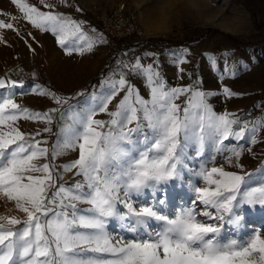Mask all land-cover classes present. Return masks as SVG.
I'll return each mask as SVG.
<instances>
[{
  "label": "snow or ice",
  "instance_id": "6c2138e0",
  "mask_svg": "<svg viewBox=\"0 0 264 264\" xmlns=\"http://www.w3.org/2000/svg\"><path fill=\"white\" fill-rule=\"evenodd\" d=\"M11 3L27 24L50 33L69 57L82 58L107 43L96 28L56 10L72 8L69 0ZM0 30L19 32L4 21ZM186 55V49L171 53L177 66L187 63ZM209 60L215 65L214 57ZM129 76L142 80L147 98ZM23 87L22 80L0 77V90H8L0 96V197L24 215H0V264H264V233L222 235L226 224L240 228L243 207H264V181L249 186L251 174L246 180L222 167H202L205 186H193L192 206L171 216L158 207L169 200V182L184 178L190 148L201 155L209 146L228 151L224 145L230 139L254 145L264 119L218 114L209 93L171 86L158 61L145 65L141 57L118 60L90 102L79 106L69 103L71 96L35 83L30 91L56 107H21L14 97L15 89ZM222 92L227 98L239 95L227 87ZM101 114L109 118L97 119ZM21 120L45 127L25 133L18 126ZM53 126L56 139L45 146L49 142L43 134L52 133ZM72 151H78L77 158L56 163ZM230 151L229 163L234 157L243 170L242 147ZM66 173H73L71 181H64ZM145 192L153 202L137 204ZM121 220L130 236L110 231V224Z\"/></svg>",
  "mask_w": 264,
  "mask_h": 264
},
{
  "label": "rangeland",
  "instance_id": "374dc122",
  "mask_svg": "<svg viewBox=\"0 0 264 264\" xmlns=\"http://www.w3.org/2000/svg\"><path fill=\"white\" fill-rule=\"evenodd\" d=\"M26 2L37 4V0ZM69 2L73 5L72 8L58 6L56 10L84 21L86 28H96L98 32L99 18L114 11L118 5L126 3L137 18L144 36L114 41L108 53L106 45L103 44L82 58L76 55L69 57L50 33L27 24L11 0H0V21L13 23L19 30L18 34L12 30H0L3 41L0 42V77L24 82L23 88L15 89L14 97L21 107L33 111H46L56 107L50 99L30 91L35 83L51 86L63 96H71L69 103L75 101L71 104L73 106L89 103L91 94L100 90L101 80L117 68L118 60L131 62L141 57L145 65L158 61L161 75L171 86H196L209 93V103L218 114L228 113L244 121L264 119V0ZM77 7L82 11L77 12ZM185 49L187 55L184 59L187 63L177 66L171 53H179ZM209 57L215 58V65L211 64ZM96 77L98 78L95 80ZM129 79L147 98L148 89L144 87L142 80L135 76H129ZM224 87L239 95L225 97L222 92ZM7 92L8 90H0V96L6 95ZM78 92H83V95L77 96ZM183 100L184 97H181L177 103H182ZM115 103L116 101H113V104L109 105L110 111ZM56 115L59 116V113ZM96 118L107 120L109 117L101 114ZM18 126L21 131L31 134L45 127L43 124L27 120L19 121ZM55 131L56 127L53 126L52 133L43 134L49 142L45 146H50L55 141ZM256 140L259 147L256 154L252 152L256 144H250L248 139L240 142L231 139L225 141L224 147H227L228 151H219L209 146L203 154L197 155L195 146L190 148L187 151L184 178L169 182V200L167 204L158 207H163L171 216L184 206H192L195 195L193 186H205L199 177L202 167H222L226 171L245 175L246 180L247 174H251L249 186L260 184L264 181V128L258 129ZM232 147L243 149L239 160L243 170L236 167L234 157L229 163ZM77 156L78 151H72L56 163L63 165ZM72 178L73 173L64 175V181H71ZM153 200L152 194L145 192L136 198V203L144 204ZM239 211L242 212L240 228L234 230L232 225L226 224L222 230L223 237H244L257 231L264 233V207L256 206L251 209L245 206ZM0 215L24 218L13 202L2 197ZM156 226L153 224V227ZM126 227L124 221H114L110 224V231L117 237L130 236L125 230Z\"/></svg>",
  "mask_w": 264,
  "mask_h": 264
},
{
  "label": "built area",
  "instance_id": "2783aa9c",
  "mask_svg": "<svg viewBox=\"0 0 264 264\" xmlns=\"http://www.w3.org/2000/svg\"><path fill=\"white\" fill-rule=\"evenodd\" d=\"M99 31L106 38L107 52H110L114 41L126 38H141L144 32L126 3L118 5L114 11L99 18Z\"/></svg>",
  "mask_w": 264,
  "mask_h": 264
},
{
  "label": "bare ground",
  "instance_id": "6f19581e",
  "mask_svg": "<svg viewBox=\"0 0 264 264\" xmlns=\"http://www.w3.org/2000/svg\"><path fill=\"white\" fill-rule=\"evenodd\" d=\"M257 151H259V147H258L257 144H256V146H254V149H253L252 152H254V153L256 154ZM243 161H245V160H243Z\"/></svg>",
  "mask_w": 264,
  "mask_h": 264
},
{
  "label": "trees",
  "instance_id": "16d2710c",
  "mask_svg": "<svg viewBox=\"0 0 264 264\" xmlns=\"http://www.w3.org/2000/svg\"><path fill=\"white\" fill-rule=\"evenodd\" d=\"M246 44H248V43H246ZM161 47H162V45H161ZM103 74H104V71H103ZM97 78H98V77H96L95 80H96ZM95 80H93V82H94ZM48 88H51V89H52L51 86H48ZM74 102H75V101H74ZM74 102H71V104L74 103Z\"/></svg>",
  "mask_w": 264,
  "mask_h": 264
},
{
  "label": "water",
  "instance_id": "95a60500",
  "mask_svg": "<svg viewBox=\"0 0 264 264\" xmlns=\"http://www.w3.org/2000/svg\"><path fill=\"white\" fill-rule=\"evenodd\" d=\"M1 77H4V76H1Z\"/></svg>",
  "mask_w": 264,
  "mask_h": 264
}]
</instances>
